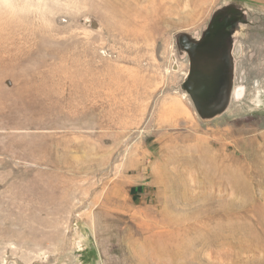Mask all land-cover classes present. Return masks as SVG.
Here are the masks:
<instances>
[{
	"label": "rangeland",
	"instance_id": "374dc122",
	"mask_svg": "<svg viewBox=\"0 0 264 264\" xmlns=\"http://www.w3.org/2000/svg\"><path fill=\"white\" fill-rule=\"evenodd\" d=\"M0 264H264V0H0Z\"/></svg>",
	"mask_w": 264,
	"mask_h": 264
},
{
	"label": "water",
	"instance_id": "95a60500",
	"mask_svg": "<svg viewBox=\"0 0 264 264\" xmlns=\"http://www.w3.org/2000/svg\"><path fill=\"white\" fill-rule=\"evenodd\" d=\"M242 16L243 13L240 14V17ZM207 50L215 55L213 54V57L209 55L202 56L201 54ZM222 51V48H217L211 42L191 50L190 55L195 73L190 74L184 87L192 94L196 102L210 99L209 103L211 101H220V104H224L227 101V97L235 93L233 88L234 73L224 70V61L216 57L217 53ZM202 96L204 99H202Z\"/></svg>",
	"mask_w": 264,
	"mask_h": 264
},
{
	"label": "flooded vegetation",
	"instance_id": "af4514ba",
	"mask_svg": "<svg viewBox=\"0 0 264 264\" xmlns=\"http://www.w3.org/2000/svg\"><path fill=\"white\" fill-rule=\"evenodd\" d=\"M240 12L238 11H225L216 13L206 28L201 46H204L206 43H213L216 47L224 48L226 46L225 38L227 35V26L230 25L234 18L240 17ZM185 43V41H184ZM189 42L185 43L184 46L187 47ZM211 52V51H210Z\"/></svg>",
	"mask_w": 264,
	"mask_h": 264
},
{
	"label": "bare ground",
	"instance_id": "6f19581e",
	"mask_svg": "<svg viewBox=\"0 0 264 264\" xmlns=\"http://www.w3.org/2000/svg\"><path fill=\"white\" fill-rule=\"evenodd\" d=\"M139 0H137V2H138ZM163 1V0H162ZM153 5L155 6V4L153 3ZM161 5H162V2H161Z\"/></svg>",
	"mask_w": 264,
	"mask_h": 264
}]
</instances>
